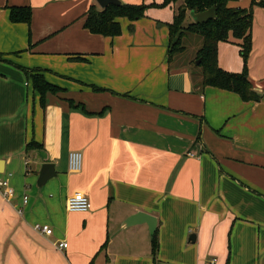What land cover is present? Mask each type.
<instances>
[{
  "label": "crops",
  "instance_id": "1",
  "mask_svg": "<svg viewBox=\"0 0 264 264\" xmlns=\"http://www.w3.org/2000/svg\"><path fill=\"white\" fill-rule=\"evenodd\" d=\"M93 5L0 0V178L13 189L9 200L0 189V264H264V7L253 8L247 63L262 97L244 102L194 84L187 63L168 64L151 6L128 21L133 35L111 39L84 29ZM10 7H30V25L12 24ZM166 8L171 23L178 8ZM238 44H218L219 68L242 72ZM32 74L57 91L41 100ZM31 142L40 146L27 151ZM45 164L53 176L39 186ZM76 192L89 212L66 210ZM138 213L156 220L155 256L148 226L125 225Z\"/></svg>",
  "mask_w": 264,
  "mask_h": 264
},
{
  "label": "trees",
  "instance_id": "2",
  "mask_svg": "<svg viewBox=\"0 0 264 264\" xmlns=\"http://www.w3.org/2000/svg\"><path fill=\"white\" fill-rule=\"evenodd\" d=\"M240 0H182V5L175 12L171 23L168 25L167 62L170 64L176 55L185 52V42L191 37H198L201 46L196 51L193 62L197 67L199 84L201 87H211L234 93L244 102H257L262 97V92L254 90L248 77L247 63L252 48L251 27L253 21V8L264 7V0L256 2L251 0L248 8H232L229 3ZM176 0H164L160 7H166ZM215 6L216 19L203 24L187 21L188 13H200ZM150 6L120 5L99 9L91 6L85 14L84 29L91 34L107 38H115L121 34L119 20L127 19L130 23L145 17V11ZM9 21L12 24H26L31 22L30 7H10ZM132 30V25L129 26ZM230 37L239 41L240 56L243 62L241 73H229L219 68L217 63L218 44L229 42ZM179 57V56H178ZM193 75V73H191ZM196 84L197 82L194 81ZM32 86L42 100L45 93H55L54 86L47 83L41 75L32 74ZM38 144L31 142L26 146L27 151L37 148ZM158 249L157 233L151 236V252L155 256Z\"/></svg>",
  "mask_w": 264,
  "mask_h": 264
},
{
  "label": "rangeland",
  "instance_id": "3",
  "mask_svg": "<svg viewBox=\"0 0 264 264\" xmlns=\"http://www.w3.org/2000/svg\"><path fill=\"white\" fill-rule=\"evenodd\" d=\"M163 1L164 0H151V3L150 4L148 3L149 4L148 6H151L150 8H153L152 11L148 12V17L149 20L155 24V32H157V34L165 33L166 35H168V25L170 24V19H169L170 11L169 8H166L168 6L160 7ZM179 2L180 0H176L175 2L176 9L179 7ZM129 26L130 23L128 22L127 19L122 18L120 20L121 33L125 32L126 34L129 33V35L130 34L133 35L136 32L137 27L133 23L132 30H130ZM184 46L186 49L184 54L176 55L174 57V63H176L177 61L187 63L193 73L192 78L194 77L195 79L194 81L199 83V76L197 74L198 71L195 65L197 61L193 62V59L196 51L201 46V40L198 37H191L186 40Z\"/></svg>",
  "mask_w": 264,
  "mask_h": 264
},
{
  "label": "built area",
  "instance_id": "4",
  "mask_svg": "<svg viewBox=\"0 0 264 264\" xmlns=\"http://www.w3.org/2000/svg\"><path fill=\"white\" fill-rule=\"evenodd\" d=\"M262 1V0H258ZM82 168V154L78 151L71 152L68 155V170L71 173H78ZM0 189L3 190V196L6 200H9L13 196V189L9 185L8 179L0 178ZM27 197H23V201H26ZM66 210L71 213L84 214L90 210V201L88 197L82 193L76 192L67 197L65 202ZM21 214V211H18ZM34 229L41 234L49 236L52 234V230L47 225H35ZM58 249H66L67 243L61 242L57 245Z\"/></svg>",
  "mask_w": 264,
  "mask_h": 264
},
{
  "label": "water",
  "instance_id": "5",
  "mask_svg": "<svg viewBox=\"0 0 264 264\" xmlns=\"http://www.w3.org/2000/svg\"><path fill=\"white\" fill-rule=\"evenodd\" d=\"M98 7L103 10L106 9L109 6H120V5H126L122 4L119 0H95ZM190 19L195 24H203L210 20L216 19V8L215 6L209 8L208 10L200 13H195L193 11H190L188 13ZM199 61L196 62L198 64ZM53 176V167L51 164H45L42 166L40 175L38 178L37 184L39 186H42L45 184V182L50 179ZM137 224H146L149 228L150 234H153L156 227V220L154 217L149 216L144 213H138L134 216H131L125 223L127 226L137 225Z\"/></svg>",
  "mask_w": 264,
  "mask_h": 264
}]
</instances>
